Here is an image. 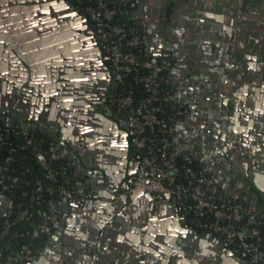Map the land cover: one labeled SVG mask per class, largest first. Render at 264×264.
I'll list each match as a JSON object with an SVG mask.
<instances>
[{"label": "crops", "instance_id": "crops-1", "mask_svg": "<svg viewBox=\"0 0 264 264\" xmlns=\"http://www.w3.org/2000/svg\"><path fill=\"white\" fill-rule=\"evenodd\" d=\"M116 1L132 7L142 28V51L146 56L161 58L171 52L176 59L175 66L164 78L167 103L173 110H191L192 116L176 122L174 145L189 153L203 173L215 178L225 197L238 191L247 206L264 209V85L252 86L243 75V79L237 77L235 63L229 68L231 63L227 62L232 56L247 71L256 68L251 60L256 49L254 39L249 31L240 32L236 27L241 23L236 18L238 0L230 3L227 0ZM256 9L243 14L247 17V28L255 31L264 20V14ZM198 83L204 85V90H197ZM8 84L12 82L8 81ZM13 100L19 102L29 116L36 114L38 121L35 124L44 121L63 131L83 154L84 157L75 151L78 160L66 158L77 177L84 179V170L100 171L111 183H123L130 173L132 179L135 176L138 157L132 145V126H127L123 114L105 106L110 113L107 116L110 122L86 107L81 109L71 105L65 117L64 109L58 105L64 97L54 95L49 99L35 88L20 94L17 99L11 93L10 101ZM210 107L209 114L214 120L204 128L195 121L196 114L207 118L205 110L209 112ZM101 113L106 116L105 111ZM17 121L22 120L18 118ZM205 129L210 130V135ZM38 157L46 166L45 157L39 151ZM257 164L263 166L259 188L253 185L252 190L241 187V183L248 180L241 172L251 175ZM88 191L91 195L95 192L90 184ZM60 209V224L52 234H57L56 240L48 245L49 236L37 259L50 248L51 252L43 261L45 264L141 263L139 256L143 255L144 232L136 214L127 215L124 222L116 224L106 234V229L97 230L101 218L95 216L94 210L83 212L71 202L60 203ZM179 215L180 220L177 212L158 201L152 216L146 219L150 222L149 238L172 252L174 247L180 249L190 245L195 252L197 247L187 242L193 237H189L186 230L204 233L197 230L191 220ZM202 251L216 255L218 262H223L221 252L215 246L204 244L200 255ZM227 264L234 263L229 261Z\"/></svg>", "mask_w": 264, "mask_h": 264}, {"label": "built area", "instance_id": "built-area-1", "mask_svg": "<svg viewBox=\"0 0 264 264\" xmlns=\"http://www.w3.org/2000/svg\"><path fill=\"white\" fill-rule=\"evenodd\" d=\"M75 2L92 23L112 69L120 76L117 87L110 92L108 105L131 120L132 145L138 157V169L128 193L140 195L138 209L149 212L150 198L159 201L168 197L185 220L195 221L197 230L222 240L240 256L246 254V264H264V209L247 206L238 191L225 197L215 178L197 169L193 157L174 145L176 122L189 115L187 109L175 110L173 122L168 126L160 117L163 109L158 102L165 76L160 77L159 73L172 68L173 54L166 53L158 62L140 58L143 32L131 9L116 7L113 0ZM129 77L134 84L143 87L144 97L126 86ZM6 126L0 127V148L8 146L11 153L29 147L40 149L42 142L36 137L37 127L22 124ZM12 135L24 138V144L9 141ZM39 151L46 158L47 167L53 164L59 166L58 170L38 179L35 186L38 202L45 195L55 198L45 212L38 211L41 217L38 232L51 236L60 224V203L76 201L97 205L99 200L91 196L86 181L69 170V163H66L58 142H50L46 150ZM12 161L14 158L9 156L0 163V189L7 194L26 182L18 175H11ZM26 170L30 171V168ZM58 178L62 180L60 185L49 183V180ZM6 247L13 249L14 245ZM5 250L0 248V258H4L7 264L32 263L41 253L27 245L22 246L18 253L5 255Z\"/></svg>", "mask_w": 264, "mask_h": 264}, {"label": "water", "instance_id": "water-1", "mask_svg": "<svg viewBox=\"0 0 264 264\" xmlns=\"http://www.w3.org/2000/svg\"><path fill=\"white\" fill-rule=\"evenodd\" d=\"M252 11H255V8ZM250 37L254 38L253 35ZM104 53L103 45L90 26L88 18L72 6L68 0H0V85L2 79H9L8 81L12 82L10 85L14 98L17 99L20 94L24 95L25 92L35 88L49 99H53L54 95L70 99L76 93L75 91L80 93L82 87H89L92 90L101 86L102 83L96 81V76L104 80L105 83L118 82L120 78L118 73L101 59ZM106 60L109 61L108 56ZM4 76L6 77L4 78ZM197 86H199L197 90H204L202 83H198ZM80 95L84 94L80 93ZM100 95L102 96V92ZM93 96H97L95 92ZM86 99L88 100L89 97L87 96ZM82 103L88 107L91 113L99 114L112 122L107 118L110 113H107L105 104L101 106L90 100L89 104ZM60 104L61 102L58 105L63 109L64 106ZM45 105L47 106L48 103L46 102ZM101 111H105L106 116ZM196 116L195 121L204 128L209 127V122L214 120L211 116L209 118H204L200 114H196ZM18 118L23 121L22 125L35 126L44 133L53 136L66 158L78 160V155L75 152L78 151L77 147L64 135L63 131H59L58 128L44 121L35 124L38 121L36 114L34 117L25 114V109L19 102L16 103L13 100L8 110L0 111V122H4L8 126H15ZM123 118L126 116L124 115ZM205 132L210 135V130L205 129ZM78 153L84 157L79 151ZM44 161L46 162L45 158ZM262 169L263 166L257 164L251 175L241 172L243 177L248 179L247 182L241 183V187L246 186L248 190H252L251 185H253L259 188ZM82 175L84 180L85 177L91 178L85 181L95 190L91 196L98 199L99 203L97 205L92 202L71 201V203H74L83 212L95 211V216L101 218L100 223L96 226L98 231L106 229L107 234L111 228L122 221L124 222L126 216L132 213L140 219H148L152 216L158 201L150 198L151 210L149 212H142L138 209L140 195L128 193L132 182L131 173L127 180H123V183H111L109 179L105 180V176L100 171L84 170ZM159 202L177 212V219H181L179 209L171 203L168 197L159 200ZM14 207L13 198L0 189V214L2 215H0V219L3 216L11 215ZM191 223L195 225L194 220H191ZM186 232L189 237H193L192 240L195 238V241H187L197 247L195 252L191 248L192 245L180 249L174 247L173 252L169 248L159 245V248L162 247L165 251L160 249L159 253L155 255L149 256L146 253L140 255V264H227L229 261L234 264H245L246 254L236 256L235 252L222 240L211 235L197 233L194 229L186 230ZM56 237L57 234L51 235L48 245L55 241ZM204 244L215 246L221 252L219 254L223 262H218L214 254L208 255L207 252L202 251L200 255L199 252ZM95 251L93 248V252ZM50 252V248H46L43 256L30 264H45L43 263L44 258Z\"/></svg>", "mask_w": 264, "mask_h": 264}, {"label": "trees", "instance_id": "trees-1", "mask_svg": "<svg viewBox=\"0 0 264 264\" xmlns=\"http://www.w3.org/2000/svg\"><path fill=\"white\" fill-rule=\"evenodd\" d=\"M68 1L82 14L86 15L84 11L78 7L75 0ZM113 2L116 7L122 9L129 8L132 10L130 5H124L116 0H113ZM131 22L134 21L132 20ZM90 26L93 28L91 22ZM139 56L142 60L149 59L158 62V59H155L152 56H146L143 51H139ZM175 63L176 62L173 61V66ZM168 71L161 70L159 76L164 77ZM126 86L130 89H135L141 98L146 95L143 91V87L134 84L131 77L126 79ZM162 88L163 92L160 94V100L158 102L163 109L160 117L165 120V124L168 126L173 122L172 117L175 110H173L167 103V88L165 83ZM0 127L7 126L4 123H0ZM36 137L42 142L39 149L41 151L46 150L50 142H57L53 136L44 133L40 129L36 130ZM9 141H14L19 145L24 144V138L18 137V135L10 136ZM39 150L29 147L26 150H18L11 153L8 146L0 148V163L5 161L7 157L12 156L14 161L11 162V175H18L26 180L25 183H21L14 189L8 191V195L15 201V212L11 216L9 215L6 218L0 219V248H6L5 255L9 253L21 252V248L24 245L29 246L34 251L40 250L41 252V250L46 246L49 237L39 233L37 230L38 224L41 222V217L38 211L42 210L45 212L55 198L50 195H45L43 199L38 202L36 199L35 186L38 179H43L45 174L58 170L59 166L57 164H53L51 167L43 165L38 157ZM66 163H68L67 160ZM194 165L197 169H199L196 164ZM68 166L69 170L74 173L71 166L69 164ZM28 167L30 168V171L26 170ZM49 183L52 186H58L62 183V180L59 178L49 180ZM6 220L8 221L7 224H5ZM8 244H13L14 248L12 249L10 247L7 249L6 246ZM0 264H7V262L4 258H0ZM24 264L30 263L25 262Z\"/></svg>", "mask_w": 264, "mask_h": 264}, {"label": "flooded vegetation", "instance_id": "flooded-vegetation-1", "mask_svg": "<svg viewBox=\"0 0 264 264\" xmlns=\"http://www.w3.org/2000/svg\"><path fill=\"white\" fill-rule=\"evenodd\" d=\"M227 2L230 3L231 0H227ZM237 3L239 4V8H238V13L236 14V16H237L236 18H237V20H241V23L239 24L240 27H238V26H236V27L240 32H248L249 31V33L254 36L253 42H254V47H256V49L252 53L251 60L255 63L256 68L254 70H248L247 71L246 69L243 68V66L241 64L234 61V58L232 56L228 58L229 60L227 62L231 63V64H229L230 66H228V67L230 68L232 63L234 62L235 63L234 73H237L239 75L237 77H240L241 79H243V76H244L245 80L248 79L249 82H251L252 86H258V85L261 86V85H264V20L261 22L259 21L261 27H259V29L257 31H255L253 29L247 28V24H248L247 23L248 21L246 20L247 17L243 16V14L245 11L252 12L253 7H255V9L257 8L258 10H260L259 11L260 13L264 14V0H238ZM259 12H257V13L260 14ZM242 21L246 22V24H243ZM257 37H259V38H257ZM106 58H107V55L105 53L102 54L101 59L104 61V63L110 65L109 61H107ZM156 59H159V58H156ZM174 61L176 62L175 58H174ZM236 63L238 65H236ZM175 64H174V66H175ZM174 66L172 65V68ZM230 73L231 72H229L228 76L230 75ZM5 77L6 76H4V78ZM95 78H96V81L98 83H102L101 86L95 87L92 90H90L89 87H87V88L82 87L80 93H82L84 95H80L79 92L77 93V91H75L76 93H74V95L70 98V100L72 99V101H70L68 98H66V99H64L65 102L64 101L61 102L60 105L65 107V108L63 107V109L65 111L64 112L65 117L68 115V113L66 111L69 108V106L72 105L75 108H81V109L83 107L88 108L82 102L89 104V100L95 104L98 103V105H101V106H103L104 104H105L104 106H109L108 105V98H109V95H110V92L112 91V89L117 87V82L111 81L108 83H103L102 82L103 80L100 79L98 76H96ZM8 80L2 79V81H1V85H0L1 86V88H0V111L8 110L9 106L12 105V102L10 101V95H11L13 89H12L11 85L8 84V82H7ZM95 89H96V91H94ZM93 91L95 92V94L97 96H93V93H94ZM100 92H102V96L100 95ZM85 96L86 97L88 96L89 99L87 100ZM104 101H105V103H104ZM209 113H210V109H209V112L207 110H205V114H208L207 118H209V116H210ZM25 114H27V113L25 112ZM18 115H20V114H18ZM190 115H192L191 110H190L188 116H190ZM5 117L6 116L4 115V118ZM124 121L127 124V126L130 127L131 120L127 116L124 119ZM0 123H4V122H0ZM17 124H23V121H21V122L17 121ZM141 222H142V229L144 232L142 234L143 235V246L141 248V253H143V254L147 253L149 256H151V255L158 254L160 249H163L165 251L164 248H162V247L159 248V245H156L149 238L150 237V235H149L150 222H148V220H146V219H141Z\"/></svg>", "mask_w": 264, "mask_h": 264}]
</instances>
